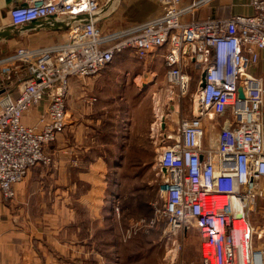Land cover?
<instances>
[{
  "label": "built area",
  "instance_id": "1",
  "mask_svg": "<svg viewBox=\"0 0 264 264\" xmlns=\"http://www.w3.org/2000/svg\"><path fill=\"white\" fill-rule=\"evenodd\" d=\"M151 1L161 6L159 17L106 33L99 26L103 0H15L10 27L53 19L68 30L57 32L66 34L63 42L22 48L0 60V76L19 80L14 90L0 81V204L15 198V186L31 168L51 164L45 148L68 126L71 79L99 75L128 49L145 58L169 45L170 88L187 93L182 69L189 62L206 75L193 117L180 120L176 136L161 141H172L156 162L162 217L172 234L196 227L201 264H264V225L251 218L264 201V76L253 73L264 60V0H249L252 16L192 22L184 17L201 3L182 8L183 0ZM23 71L27 78H20ZM44 101L38 124L25 125L24 115Z\"/></svg>",
  "mask_w": 264,
  "mask_h": 264
},
{
  "label": "rangeland",
  "instance_id": "2",
  "mask_svg": "<svg viewBox=\"0 0 264 264\" xmlns=\"http://www.w3.org/2000/svg\"><path fill=\"white\" fill-rule=\"evenodd\" d=\"M103 3L99 26L106 33L141 24L162 13L158 3L147 0H103ZM8 23L9 16L3 13L0 25ZM65 36L55 33L42 38L25 32L17 35V41L1 39L0 59L14 55L22 48L35 49L38 44L63 42ZM143 61L129 57L130 66L137 69L142 68ZM157 62L153 67L157 75L152 78L149 74L137 83L138 86L132 78L125 82L126 72L119 71L118 76L107 84L108 95L98 101L107 107L111 118L110 126L102 128V136L109 134L104 139L109 137L111 144L101 152L106 166L101 182L96 185L101 188L100 220L94 224L95 232L81 231V203L77 202L81 196L79 183L75 198H70L69 205L63 202L64 209L59 207V220H56L57 212L53 213L59 228L61 223L70 225L63 232L56 229L55 237L69 240L72 246L67 257L58 254L60 259L63 258L60 264H201L202 245L196 227L190 224L184 232L172 234L162 217L163 202L158 194L161 176L156 162L162 147L172 144V141L161 143L163 136H176L178 122L193 117V100L202 70H189L188 91L183 93L178 87L170 88L164 83L165 64L162 60ZM115 95L117 99L113 98ZM159 110L164 117L162 120ZM213 132L216 134L218 129ZM79 137L81 128L71 129L69 141L76 144ZM80 155L71 153L76 160ZM53 164L52 160L50 165L38 167L51 169ZM83 218L85 224L93 221L88 216ZM251 218L264 225V201H260ZM153 220L154 224L151 223ZM90 235L96 236L95 244ZM84 238L86 243L81 241Z\"/></svg>",
  "mask_w": 264,
  "mask_h": 264
},
{
  "label": "crops",
  "instance_id": "3",
  "mask_svg": "<svg viewBox=\"0 0 264 264\" xmlns=\"http://www.w3.org/2000/svg\"><path fill=\"white\" fill-rule=\"evenodd\" d=\"M147 1L156 3L151 0ZM15 3V0H11L9 4L7 0H0V17L3 13L9 16V10L15 6ZM199 3L201 5L195 11L184 17L185 22L255 14L254 9L249 5V0H183L181 7L188 8ZM114 5L115 2L111 7ZM8 27H10L9 23L0 25V31ZM29 33L32 36L44 38L57 32L38 29ZM8 41H17V38L8 39ZM55 43H47L44 44L45 46L38 44L37 48ZM169 47L166 45L145 58H139L134 51L128 49L118 54L113 60V62L117 60L116 63L112 62L99 75L87 79H71V94L67 101L68 126L53 143L45 148L46 155L54 162L53 166L51 169L38 166L31 168L24 180L15 186L16 194L13 203L4 202L0 204V264H60L63 262V258L60 259L58 254L67 257L66 253L69 252V248H72L71 242L64 240L63 237L61 240L57 239L55 233L56 229L58 232H63L65 228H70V225L66 226L61 223V228H59V223L55 221L53 213L57 212L56 220H59V207L64 209V204H70V198H75L79 183L81 184V196L77 202L81 203V231H96L94 224L100 220L101 213V188H97L96 185L101 182L102 171L106 166L101 152L109 148L111 144L109 137L104 139V137L110 136L109 134L106 133L104 137L102 136L104 132L102 128L110 126L111 118L108 116L107 107L102 106L98 101L108 95L109 87L107 84L109 80L111 81L118 76L119 71L124 70L126 72L125 82L132 78L133 83L138 86L137 83L149 74L152 78L157 75V71L153 69L154 64L158 63L157 60H162L165 64L163 80L166 84L170 69L166 66L165 56ZM130 56L144 60L141 69L130 66ZM191 68L196 70L194 64L189 62V65L185 64L182 69L188 78L191 76L189 74ZM253 73L257 76H264V60L253 69ZM27 77L26 71L21 72L20 78ZM0 81L2 88L13 90L19 82L15 74L0 76ZM113 98L117 99L116 95ZM46 102L44 101L41 105L30 109L24 115L23 123L27 126L37 125L46 111ZM222 123L223 120L217 122L218 131H220ZM73 128H81V137L75 140L76 144L69 141L70 132ZM66 152L70 153L66 156L63 154ZM73 152L77 155L78 153L81 154L77 156L78 160L71 156ZM83 216H88L93 221L85 224ZM252 221L255 226H262L254 221V218ZM69 223L71 222L69 221ZM76 228L72 227V229ZM99 228L100 226L97 227V229ZM89 237L95 244L96 236L90 235ZM85 240L84 238L81 241L86 243Z\"/></svg>",
  "mask_w": 264,
  "mask_h": 264
},
{
  "label": "water",
  "instance_id": "4",
  "mask_svg": "<svg viewBox=\"0 0 264 264\" xmlns=\"http://www.w3.org/2000/svg\"><path fill=\"white\" fill-rule=\"evenodd\" d=\"M8 4L11 2V0H7ZM55 23L53 22V19L48 20V21H36L33 22L30 25L24 26L20 29H15L12 27H8L4 30L0 31V40L1 39H14L17 37V35L21 34V33H25V32H30V31H34V30H52L54 32H61V31H67L68 28L67 27H63V28H59L58 24H52ZM205 75L206 73L204 72L202 75V84L201 87L205 86ZM243 94L242 92L240 93V98L243 99Z\"/></svg>",
  "mask_w": 264,
  "mask_h": 264
},
{
  "label": "bare ground",
  "instance_id": "5",
  "mask_svg": "<svg viewBox=\"0 0 264 264\" xmlns=\"http://www.w3.org/2000/svg\"><path fill=\"white\" fill-rule=\"evenodd\" d=\"M195 108H196L195 112H196V114H197V113L199 112V106H198V103L196 104ZM158 115H159V118H160L161 120L164 118L160 110L158 111Z\"/></svg>",
  "mask_w": 264,
  "mask_h": 264
}]
</instances>
